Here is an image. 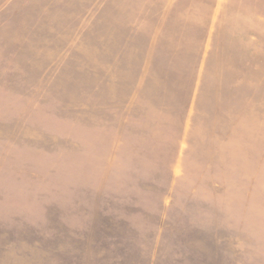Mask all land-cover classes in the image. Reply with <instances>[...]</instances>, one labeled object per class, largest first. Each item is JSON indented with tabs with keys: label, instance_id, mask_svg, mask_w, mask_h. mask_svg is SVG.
<instances>
[{
	"label": "rangeland",
	"instance_id": "374dc122",
	"mask_svg": "<svg viewBox=\"0 0 264 264\" xmlns=\"http://www.w3.org/2000/svg\"><path fill=\"white\" fill-rule=\"evenodd\" d=\"M0 264H264V0H0Z\"/></svg>",
	"mask_w": 264,
	"mask_h": 264
}]
</instances>
